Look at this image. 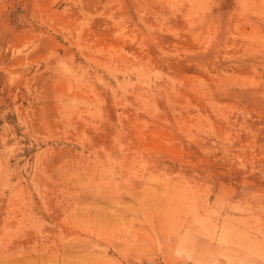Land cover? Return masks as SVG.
Here are the masks:
<instances>
[{
  "label": "rangeland",
  "instance_id": "1",
  "mask_svg": "<svg viewBox=\"0 0 264 264\" xmlns=\"http://www.w3.org/2000/svg\"><path fill=\"white\" fill-rule=\"evenodd\" d=\"M0 264H264V0H0Z\"/></svg>",
  "mask_w": 264,
  "mask_h": 264
}]
</instances>
